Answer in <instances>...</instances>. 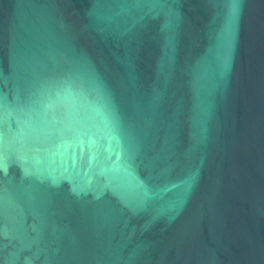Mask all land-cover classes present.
<instances>
[{"label":"water","instance_id":"water-1","mask_svg":"<svg viewBox=\"0 0 264 264\" xmlns=\"http://www.w3.org/2000/svg\"><path fill=\"white\" fill-rule=\"evenodd\" d=\"M0 264H264V0H0Z\"/></svg>","mask_w":264,"mask_h":264}]
</instances>
